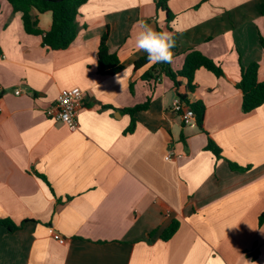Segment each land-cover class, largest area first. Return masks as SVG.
I'll use <instances>...</instances> for the list:
<instances>
[{"label": "crops", "instance_id": "crops-1", "mask_svg": "<svg viewBox=\"0 0 264 264\" xmlns=\"http://www.w3.org/2000/svg\"><path fill=\"white\" fill-rule=\"evenodd\" d=\"M156 1L89 0L74 43L52 51L0 0V219L20 227L0 228V264H264V105L246 114L237 88L253 63L264 82V0H170V24ZM31 15L51 30V13ZM145 24L178 34L174 72L192 51L221 66L222 77L200 69L188 95L206 108L203 130L174 113L164 73L144 80L158 63L135 69ZM107 28L124 67L115 76L98 73ZM73 88L84 92L77 130L47 114ZM148 101L126 133L124 111ZM209 138L223 159L206 151Z\"/></svg>", "mask_w": 264, "mask_h": 264}, {"label": "trees", "instance_id": "trees-1", "mask_svg": "<svg viewBox=\"0 0 264 264\" xmlns=\"http://www.w3.org/2000/svg\"><path fill=\"white\" fill-rule=\"evenodd\" d=\"M11 5L14 14L21 15L24 28L28 34L43 36V45L52 51L67 50L76 40L78 36L77 17L80 8L89 0H7ZM170 0H157V8L166 14V23L170 24L174 21L175 16L168 7ZM51 13L52 28L49 32L43 33L38 29V23L34 20L31 12ZM262 14L264 15V4L262 6ZM170 32L173 30L169 27ZM162 30L159 29V32ZM110 36L109 28L104 32L98 52V73L102 76H115L123 72L124 67L116 54H112L108 48V39ZM176 45L172 49L173 58L179 55L180 45L178 34L174 33ZM264 47V41L262 40ZM0 54L2 51L0 49ZM147 57L139 60L135 64V69L138 70L147 65ZM259 64L253 63L248 67H241V80L237 88L243 95V110L246 114H250L264 105V82H259ZM200 69H206L218 77L223 76V70L215 61L208 58L199 51H192L186 54L183 68L179 72H174L171 68V63H158L149 72L144 75V80L155 78L156 74L164 73L174 84L175 92L181 102L192 109L196 116L197 126L203 130L206 108L202 102L192 103L189 100V94L196 90L195 75ZM151 106L148 101L135 108L126 109L124 112L131 118L130 126L126 133H133L136 129V115L140 112L147 111ZM206 151L210 152L217 159L222 158V150L209 138ZM233 171L240 168L230 163ZM264 225V212L259 218V227ZM0 228L7 229L10 233H14L20 229L11 220L0 219ZM180 229V223L173 221L172 224L165 230L161 239L164 242L170 241Z\"/></svg>", "mask_w": 264, "mask_h": 264}, {"label": "built area", "instance_id": "built-area-1", "mask_svg": "<svg viewBox=\"0 0 264 264\" xmlns=\"http://www.w3.org/2000/svg\"><path fill=\"white\" fill-rule=\"evenodd\" d=\"M3 92V88L0 85V96ZM16 96L22 94L21 89L13 91ZM84 101V92L79 88H73L68 90H63L59 98L57 99L54 106H52L47 114L54 121L67 125L71 130H77L79 128L78 123V113L83 107ZM174 113L178 114L185 126H194L196 125V116L195 113L189 107L185 106L181 100L177 97L173 104ZM1 113V108H0ZM172 158L170 153L167 157V160ZM53 234L54 232L51 231ZM57 241L60 244H65V239L54 235Z\"/></svg>", "mask_w": 264, "mask_h": 264}, {"label": "clouds", "instance_id": "clouds-1", "mask_svg": "<svg viewBox=\"0 0 264 264\" xmlns=\"http://www.w3.org/2000/svg\"><path fill=\"white\" fill-rule=\"evenodd\" d=\"M176 41L172 33L168 31H155L149 25H143L135 37V46L138 51L147 53L148 62L151 64L171 63L173 59L172 49Z\"/></svg>", "mask_w": 264, "mask_h": 264}]
</instances>
